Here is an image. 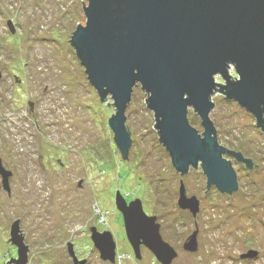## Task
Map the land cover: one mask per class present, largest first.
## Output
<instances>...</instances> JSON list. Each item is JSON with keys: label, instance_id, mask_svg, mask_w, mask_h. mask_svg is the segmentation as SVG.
I'll return each instance as SVG.
<instances>
[{"label": "rangeland", "instance_id": "rangeland-1", "mask_svg": "<svg viewBox=\"0 0 264 264\" xmlns=\"http://www.w3.org/2000/svg\"><path fill=\"white\" fill-rule=\"evenodd\" d=\"M83 4L87 0H0V158L14 172L10 195L0 188V264L17 259L8 240L17 219L29 248L26 264H71L70 249L86 264H101L91 227L113 235L116 264H158L147 249L142 260L127 257L133 252L117 192L127 204L139 199L143 212L156 217L162 239L176 252L170 264H264V131L255 118L213 91L209 119L218 145L257 166L246 169L223 155L238 188L231 195L207 190L200 165L183 176L173 168L136 85L125 110L132 143L128 161L122 159L107 127L113 102L100 100L68 41L85 24ZM228 75L236 79L232 68ZM187 117L202 133L192 109ZM180 181L198 203L195 215L177 206ZM194 232L197 249L189 252L183 245ZM250 252L257 256L241 258Z\"/></svg>", "mask_w": 264, "mask_h": 264}, {"label": "water", "instance_id": "water-1", "mask_svg": "<svg viewBox=\"0 0 264 264\" xmlns=\"http://www.w3.org/2000/svg\"><path fill=\"white\" fill-rule=\"evenodd\" d=\"M82 8L85 24H78L68 41L100 100L109 96L113 102L115 114L108 123L122 159L127 160L132 143L125 110L138 85L173 168L183 176L200 164L206 187L229 195L236 191V171L223 155L246 169L257 164L218 145L209 119L214 104L210 97L218 91L235 101L264 131V0H87ZM230 68L236 79L228 75ZM216 76L224 84L217 83ZM188 109L200 118L202 133L189 124ZM8 176H2L5 189ZM115 205L135 255L142 244L158 262L170 264L176 252L162 239L156 217L143 212L139 199L127 204L119 192ZM177 206L193 215L198 212L196 199L186 196L182 181ZM11 225L8 240L18 255L9 262L25 264L27 245L18 234V219ZM196 235L185 241L184 250L196 251ZM104 236L108 254L101 250ZM91 238L102 259L113 261L111 233L93 230Z\"/></svg>", "mask_w": 264, "mask_h": 264}, {"label": "flooded vegetation", "instance_id": "flooded-vegetation-1", "mask_svg": "<svg viewBox=\"0 0 264 264\" xmlns=\"http://www.w3.org/2000/svg\"><path fill=\"white\" fill-rule=\"evenodd\" d=\"M8 25V24H7ZM8 27H9V25H8ZM9 28H11L10 30L11 31H13V28L12 27H9ZM32 105V104H31ZM57 161V160H56ZM6 172H8L9 173V176H8V178H7V180H8V185H7V188L8 189H5L4 187H3V184H2V180H3V173H5L6 174ZM14 175V172L13 171H11V170H9V168H7L6 167V164L3 162V160L0 158V188H2L8 195H10V191H11V188H10V183H9V181L11 180V178H12V176ZM211 187V186H210ZM210 187H207V188H210ZM119 212V211H118ZM119 214L121 215V217H122V214L119 212ZM19 221V220H18ZM122 221H123V217H122ZM19 225H20V221H19ZM123 225H124V222H123ZM12 226V225H11ZM11 226H10V230H11ZM124 227V234H125V239L127 240V242H128V244H129V246H130V248H131V250H132V252H133V255H127V257L129 258V259H137V260H142L143 258V256H144V254H142V250H144V249H147L148 250V248L145 246V245H142V244H140V245H138V257L135 255V252H134V250H133V246L130 244V242H129V240H128V238H127V236H126V232H125V226H123ZM18 233L20 232V236H21V238H22V242H23V244L25 243L24 241H25V238L23 237V232L21 231V229H20V227L18 226ZM10 230H9V236H10ZM95 231V233H97V234H100L101 232H99V230L98 229H96L95 227H91L90 228V241H91V243H92V248L94 249V250H97L98 251V253H99V257H100V259H101V264H116L115 263V261H116V257H117V253H116V246H115V248H114V257H113V261H110V260H104V259H102V257H101V253H100V251L97 249V248H94V245H93V240H92V238H91V236H92V231ZM103 232V231H102ZM112 235V234H111ZM112 240L115 242V240H114V238H113V235H112ZM99 241H100V238H99ZM106 237L104 236V237H101V250L103 251V254H108V248L106 247ZM72 246V245H71ZM28 247V246H27ZM28 249L29 248H27V261H26V263L28 262ZM15 254H14V256L17 258V247H15ZM73 251V250H72ZM149 251V250H148ZM150 252V251H149ZM73 253L74 252H72V254H69L68 253V255L70 256V258H71V264H86V262H85V259L84 258H79V257H77L76 255H73ZM152 254V253H151ZM153 255V254H152ZM119 256V255H118ZM256 256H257V254H256ZM255 257V256H254ZM253 257V258H254ZM153 258L158 262V260L155 258V256L153 255ZM245 259H251L250 257H245ZM10 260H14L13 258L12 259H10ZM77 260V261H76ZM82 262V263H81ZM25 263V264H26ZM160 262H158V264H159ZM12 264H14V263H12ZM161 264V263H160Z\"/></svg>", "mask_w": 264, "mask_h": 264}, {"label": "trees", "instance_id": "trees-1", "mask_svg": "<svg viewBox=\"0 0 264 264\" xmlns=\"http://www.w3.org/2000/svg\"><path fill=\"white\" fill-rule=\"evenodd\" d=\"M111 118V117H110ZM188 121H189V124L194 128V124L193 123H195V122H193L191 119H189L188 118ZM108 122H109V120H108ZM107 127H109L110 128V126H109V123H107ZM129 134H130V132H129ZM130 137H131V135H130ZM159 138V137H158ZM160 143V142H159ZM112 147L114 148V149H116V151L118 150L117 149V147H116V145H115V143H114V141H112ZM163 147V146H162ZM164 148V147H163ZM165 149V148H164ZM114 152H115V150H114ZM198 165H200V164H198ZM201 167V166H200ZM234 169V168H233ZM148 216V215H147Z\"/></svg>", "mask_w": 264, "mask_h": 264}]
</instances>
